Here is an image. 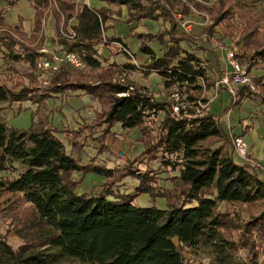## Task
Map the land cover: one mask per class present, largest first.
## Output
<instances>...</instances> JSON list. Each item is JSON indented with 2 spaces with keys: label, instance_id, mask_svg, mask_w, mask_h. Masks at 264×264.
<instances>
[{
  "label": "trees",
  "instance_id": "1",
  "mask_svg": "<svg viewBox=\"0 0 264 264\" xmlns=\"http://www.w3.org/2000/svg\"><path fill=\"white\" fill-rule=\"evenodd\" d=\"M27 1L34 10L32 31L35 32L39 30L47 1ZM97 1L98 6L78 2L75 10L74 0H59L58 9L66 13L67 22L71 20L69 26L75 35L73 38L62 35L61 28L69 32V27L60 26L55 17L57 31L50 37V43L56 47L49 48L60 53L75 52L87 68L115 73L114 78L124 79V83L103 80L100 90L87 82L73 80L74 70L68 64H61L56 71H45L49 82L41 86L38 74L44 71L36 69L35 62L43 44L28 46L30 37L18 25L6 27L4 13L0 14V58L24 62L31 69L20 74L15 82L0 73V111L12 110L15 104L22 110L23 101L39 105L48 97L73 91L99 103L94 116L84 118L76 128L54 126L47 114L32 121L28 129H18L0 119V172H3L0 191L29 206L33 217L28 222L42 227L19 235L26 239L33 236L50 250L42 253L29 244L14 248L0 231V264H48L58 257L75 258L88 264H191L184 250L200 247L211 252L219 264H241L235 259L240 246L249 252L248 259L259 249L264 252V216L242 210L243 205H264V177L251 161L238 163L233 145L229 144L233 136H242L248 127L242 134L230 133L231 138H227L218 115L208 110L196 112V101L208 100L202 94L212 90L222 72L217 75L212 69L208 73L211 66L196 51L202 49L200 42L195 41L196 35L180 30L175 16L178 13L188 16L190 4L204 9L212 17V23L203 28L207 38L222 41L237 35L236 41L243 43L245 49L254 41L246 42L253 36L257 18L248 13L242 0H206L212 3L208 7L196 0ZM111 5L120 10L125 6L129 20L146 18L169 23L164 29L168 31L166 40L156 33L139 34L140 49L150 55L143 71L157 72L165 88L181 93L180 100L186 106L179 114L172 112L171 102L156 100L144 86L127 80V72L135 68L133 62L113 60L102 64L101 45L108 46L112 53L134 58L119 37L106 38V30L111 26ZM115 40L121 47L112 49L110 42ZM156 40L161 50L157 56L147 45ZM245 53L236 54L235 58L246 63L250 70L251 57L264 62V43L258 44L249 57ZM38 71L41 73H33ZM20 78L26 81L21 84ZM255 84L264 87V73L256 76ZM235 96L239 103L248 97L256 98V93L238 85ZM260 98L258 103H264L263 97ZM158 112L163 115L156 121L152 115ZM116 124L123 129H139L143 151L136 159L123 167L107 166L97 155L82 160L81 151L87 139L96 141L98 152H104L106 138L114 133ZM60 133L69 137V150L59 138ZM221 135L227 142L224 150L222 144L200 147L209 138ZM139 157H142L139 163L146 165L161 158L163 164L171 166L165 178L169 186L164 185V179L153 169H141L136 164ZM74 172L82 175L95 172L103 177V182L90 192L78 193L76 184L81 178L74 180ZM129 177L136 184L127 193L124 183ZM140 193H148L152 200L164 198L166 207L136 206L133 200Z\"/></svg>",
  "mask_w": 264,
  "mask_h": 264
},
{
  "label": "rangeland",
  "instance_id": "2",
  "mask_svg": "<svg viewBox=\"0 0 264 264\" xmlns=\"http://www.w3.org/2000/svg\"><path fill=\"white\" fill-rule=\"evenodd\" d=\"M47 7L42 10L41 20L39 23V30L33 32V18H34V10L29 1L27 0H0V14L4 13L5 16V26L13 27L18 25L21 27L24 35L29 38L31 43H28L30 47H36L38 45L47 46V47H56L50 43V37L53 36L55 31L56 20L55 17L59 20V25H65L68 28L69 32L64 31L63 27L60 32L62 35L73 38L75 35V31L69 26V22H67L65 17V12L58 9V1L59 0H46ZM88 2L92 5H100V2L97 0H74L75 10L78 7V2ZM186 1V0H183ZM202 5L206 7L211 6L212 3L206 0H196ZM248 7V13L257 18V23L254 31L251 33L253 36L247 35L248 39L246 42H252L251 47L249 46L245 49V45L243 43H239L236 41V36L226 37L222 41H218L213 37L207 38L206 34L203 33L204 27L209 26L212 23L211 15L204 9H199L190 4V14L182 15L178 17L176 14L175 19L178 23V27L180 30L187 34L196 35L197 39L195 41L200 42L201 48H197L196 51L199 55L206 57L209 62L211 68L208 69V73H212V69L217 71V75L220 77L223 73H226V68L228 62H226L227 57H225L224 47L234 46L233 50H236L237 55H241L243 52H246V57H249L253 54L254 50L258 48V44L264 43V0H242ZM109 10L111 11V18L109 20L110 27L106 30V38L110 35H116L119 37L124 44L127 45L130 53L134 56L133 59L128 58L123 53L115 54L112 53L108 46H99V51L101 54L102 64L110 61H117L120 63L123 62H133L135 64L134 70L127 72V80H129L133 84H138V86H144L145 89L153 95L156 100H164L167 102H172L176 98L181 99V93L175 92L176 90L167 89L163 86V81L157 72L149 71L145 72L143 69L146 68V64L149 63V54L143 52L140 49L141 46V38H139V34L146 33H156L158 36L164 37V40L168 39V31L164 30L169 26V23H164L162 20H154V19H146L140 18L135 21L129 20L127 16L126 7H121V10L116 5L109 6ZM226 8V7H225ZM225 10V9H224ZM120 11L119 13H117ZM239 11H237V14ZM57 14V16H56ZM188 21L189 26L186 28L181 27L182 21ZM168 25V26H166ZM250 29V28H249ZM248 29V30H249ZM244 30L245 33L250 31ZM158 36H155L158 37ZM254 37V38H253ZM25 38V37H24ZM27 40V39H26ZM22 41V40H21ZM245 41V40H244ZM115 42H110L112 49L114 46L118 47ZM150 49L155 53V55H160L161 50L159 46V42L150 41L147 43ZM40 46V47H41ZM39 47V48H40ZM120 48V47H119ZM204 48V49H203ZM117 49V48H116ZM235 55V54H234ZM235 57V56H234ZM238 61V60H237ZM239 62V61H238ZM252 69H247L246 63H240L244 65V67L253 75L254 82L257 75L264 73V62H258L257 58H250ZM104 66L103 68H105ZM101 68V69H103ZM223 69V70H222ZM72 79L76 81H84L92 85V87L100 90L103 80L111 81V82H123L124 79L119 76L114 78V74L106 73L100 69L91 70L90 68L79 67L73 68ZM31 71L29 66L24 62H11L9 60H5L4 58H0V73L2 76L11 77V81H17L20 74L28 73ZM42 72V71H41ZM41 72H33L35 74ZM102 75L104 77L98 76ZM21 76V75H20ZM215 80L214 87L212 90L208 92H204L203 96H208V100L203 102L201 99L197 100L198 109L202 111L210 110V112L219 116V119L224 118L225 124L224 126L229 127V123H231L232 129L237 134H242L243 130L248 127V130L242 134L245 142L249 147V156L248 158H243L239 156L237 153H234V159L238 163H244L245 160H249L255 166H258L260 171H262V175L264 177V163L262 165L258 164V159L263 158L264 162V115L261 114L264 112V103H258L260 97L264 99V87H255L253 92L256 93V98L251 99L250 97L243 99L241 102L237 103L236 96H232L228 93L225 88L221 86H216L219 78ZM39 84L45 85L48 84V73L43 72L41 75L38 74ZM110 78V79H108ZM26 80L20 78L19 82L23 84ZM241 86V85H239ZM223 93L222 102H220V93ZM81 92H65L63 94L55 95L53 97H48L46 101L41 104L33 103L32 101H23L21 103V107H25L20 110L17 109L19 104H15V106L11 109L4 108L0 111V119H5L6 123L12 125L18 129H28L31 125L32 121L38 120L39 116L48 115V121L51 122L54 126L56 125H68L70 128H76L82 120L88 119L94 116V110L96 107H99V103L97 100L91 98L86 94H79ZM259 95V96H257ZM223 106L221 107V104ZM196 109V112L197 110ZM163 115L162 112H158L154 114L153 118L156 121ZM222 125V120L220 121V126ZM113 134H109L106 138L107 147L104 152H98L96 141L92 140L90 137L87 139V145L84 147V150L81 151L82 160H87L89 156L97 155L98 160H102V163H105L107 166H118L123 167L128 164L130 160H135L140 152L143 151V145L140 141V131L137 127L130 129H123L119 124H116L113 127ZM226 135V134H225ZM59 138L65 143L67 150L71 148L69 137L65 136L63 133L58 134ZM228 138V135H226ZM231 138V137H230ZM224 139V136H215L209 138L207 141L202 143L203 148L214 147L219 145L222 142V145L227 148V142ZM232 144L230 141L229 144ZM223 149V147H222ZM250 150L252 156L250 155ZM122 153V154H120ZM77 155V152H74ZM258 158V159H257ZM137 163L141 169H153L157 174L164 179V185H168V181L165 178L170 174L171 166H167L163 164L161 158H158L155 161H151L149 164L139 163L142 161V157L137 159ZM173 162V161H172ZM3 175V172H0V176ZM72 177L74 180H80L76 184V191L78 193L90 192L94 189L95 185L101 184L103 182V177L95 172H88L84 175L74 172ZM125 190L126 192H132L134 190V186L136 184V180L129 177L125 179ZM133 203L139 207H148L150 205H156L159 208H165L166 203L164 198L157 197L155 200H152L148 193H140L138 194ZM249 210L254 215L260 216L263 218L264 216V205L262 203H256L253 205H243L242 210ZM263 211V212H262ZM31 208L20 201L13 199L9 194H5L3 191H0V231L5 234L7 241L17 248L21 244H29L32 249H36L39 252L47 253L50 252L47 246H43V241L30 237L26 239L23 236H20V233H23L26 230H39L42 227L36 225L35 223H30V218L33 217L31 213ZM234 231L232 234H235ZM235 259L239 261L241 264H264V252L259 249V252L254 254L251 259H248V254L246 250H244L241 246L236 251ZM34 254V253H31ZM184 255L187 260L191 264H219L215 258V256L206 250L203 247L198 249H190L186 248L184 250ZM247 256V257H246ZM250 260V261H249ZM48 264H88L86 262H82L75 258L69 257H58L55 260H51Z\"/></svg>",
  "mask_w": 264,
  "mask_h": 264
},
{
  "label": "built area",
  "instance_id": "3",
  "mask_svg": "<svg viewBox=\"0 0 264 264\" xmlns=\"http://www.w3.org/2000/svg\"><path fill=\"white\" fill-rule=\"evenodd\" d=\"M178 17H180V14H178ZM179 25L186 28V26H189V23L188 21L183 20L181 24L179 23ZM115 44L121 47L119 42H115ZM233 47L234 46H227L226 48L224 47L223 52L225 53V57H227L226 62H228V65L225 70L226 73H223V75L219 78L216 86L225 88L228 93H230L232 96H235L236 86H245L248 90L253 91L255 90L256 84L254 82L253 75L234 57L237 52L236 50H233ZM38 52L40 55L36 59L35 67L41 71H56L59 69L61 64H68L73 68L85 66V62L81 59V57L72 51L60 53L47 46H41L38 49ZM185 106L186 105L182 103L180 98H176L171 102V110L174 114H179L180 110L185 108ZM184 112L186 111L184 110ZM197 112H199V109ZM231 142L235 153L243 158H248L247 156H249V147L242 136H233Z\"/></svg>",
  "mask_w": 264,
  "mask_h": 264
},
{
  "label": "crops",
  "instance_id": "4",
  "mask_svg": "<svg viewBox=\"0 0 264 264\" xmlns=\"http://www.w3.org/2000/svg\"><path fill=\"white\" fill-rule=\"evenodd\" d=\"M223 70V69H222ZM222 99H223V93L221 92L220 93V102H222ZM223 106V103L221 104V107ZM210 111V110H209ZM261 114H263L264 115V112H262ZM222 120V125L220 126L221 127V130H222V132H223V134H226V135H228L229 137H230V133H235L234 131H233V129H232V126H231V123H229V127H228V129H226L227 127H225L224 126V124H225V119L224 118H221L220 119V121ZM261 126H264V125H262L261 124ZM73 128V127H72ZM237 134V133H236ZM223 136V135H222ZM224 139H225V137H224ZM224 142H225V140H224ZM219 144H222V142H220ZM225 149V146L223 145V150ZM251 151L252 150H250V155L252 156V153H251ZM258 159V158H257ZM258 161L260 162V163H264L263 162V158L260 160V159H258ZM264 165V164H263Z\"/></svg>",
  "mask_w": 264,
  "mask_h": 264
}]
</instances>
